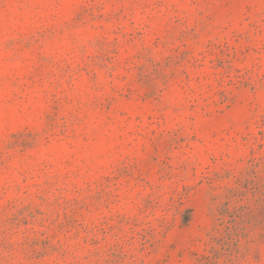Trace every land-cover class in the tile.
Instances as JSON below:
<instances>
[{"label": "rangeland", "instance_id": "374dc122", "mask_svg": "<svg viewBox=\"0 0 264 264\" xmlns=\"http://www.w3.org/2000/svg\"><path fill=\"white\" fill-rule=\"evenodd\" d=\"M0 264H264V0H0Z\"/></svg>", "mask_w": 264, "mask_h": 264}]
</instances>
